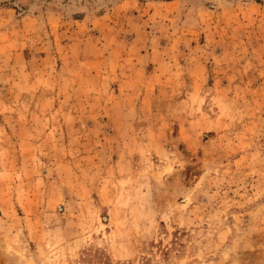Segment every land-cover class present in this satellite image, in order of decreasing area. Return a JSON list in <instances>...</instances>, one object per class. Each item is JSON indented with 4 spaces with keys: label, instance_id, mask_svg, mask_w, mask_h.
Returning a JSON list of instances; mask_svg holds the SVG:
<instances>
[{
    "label": "rangeland",
    "instance_id": "374dc122",
    "mask_svg": "<svg viewBox=\"0 0 264 264\" xmlns=\"http://www.w3.org/2000/svg\"><path fill=\"white\" fill-rule=\"evenodd\" d=\"M0 264H264V0H0Z\"/></svg>",
    "mask_w": 264,
    "mask_h": 264
}]
</instances>
